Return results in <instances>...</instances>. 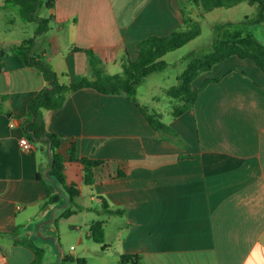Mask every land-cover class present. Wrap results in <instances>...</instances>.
Segmentation results:
<instances>
[{
    "label": "crops",
    "instance_id": "1",
    "mask_svg": "<svg viewBox=\"0 0 264 264\" xmlns=\"http://www.w3.org/2000/svg\"><path fill=\"white\" fill-rule=\"evenodd\" d=\"M13 6L0 0V231L35 241L49 238L54 228L52 207L41 209L46 193L39 179L50 169V146L40 141L26 152L19 140L26 137L27 104L46 82L15 52L32 37L1 32V24L8 32L30 30L12 15ZM39 15L52 18L50 29L35 38V53L62 84L78 76L94 79L85 50L106 73L110 67L122 71L137 59L138 42L183 29L187 20L183 0H53ZM205 73L194 88L216 81L200 90L192 109L167 122L157 112L172 134L154 130L138 101L139 107L125 94L92 88L43 113L47 131L62 140L66 184L80 189L70 217H101L105 239L108 218L120 220L111 243L104 241L105 249L98 244L99 254L110 248L119 259L139 256L141 264H264V73L237 57ZM72 144L78 158L106 162L95 169L92 185L84 182L83 166L70 161ZM72 170L79 182H69ZM119 171L125 176L117 177ZM103 199L117 212L104 211ZM85 236L79 238L84 256L96 248L90 241L97 244L89 230ZM34 258L31 249L0 239V264H32Z\"/></svg>",
    "mask_w": 264,
    "mask_h": 264
},
{
    "label": "trees",
    "instance_id": "2",
    "mask_svg": "<svg viewBox=\"0 0 264 264\" xmlns=\"http://www.w3.org/2000/svg\"><path fill=\"white\" fill-rule=\"evenodd\" d=\"M14 5L20 19L26 23H35V37L23 41L15 49L18 58L23 64L35 69L45 80V87L27 104L25 122V135L33 143L44 142L50 146V169L46 175L39 176L45 189V198L41 209L48 207L62 209L60 217L69 218L76 213L77 203L75 199L80 196L77 184H66L65 164L66 160L60 153L62 140L55 133L48 132L43 119L45 111L60 109L67 98L74 92L83 88H92L105 95L125 94L137 107V88L144 78L154 72L162 71L167 64L163 57L188 44L197 38L201 32V24L197 21L185 20L187 29L173 31L166 36H151L137 44L138 57L135 61L123 64L121 73L109 75L102 66L98 57L91 50H85L89 58V65L94 79L78 76L69 84H62L58 74L52 66L35 53V38L45 34L50 29L52 17H41L39 11L42 6L53 7V0H7ZM196 7L202 4L206 11L215 8H232L242 2L255 6L257 13L252 23L260 24L264 21V0H187ZM235 23L226 22L216 24L213 27L215 39L213 43L203 50V54L195 57V53L187 56V64L178 78V83L167 89V95L176 103L173 105L171 115L177 118L193 108L200 90L207 84L216 80H205L201 88H194L193 82L200 74L212 70V68L230 57L243 60H251L264 73V44L252 33L235 29ZM77 50V49H76ZM141 111L150 126L159 133L172 134L174 131L160 119L155 112L149 114L143 108ZM71 162L80 163L83 166L84 182L92 185L95 181V169L106 164L103 160L78 158L76 145L72 144L68 150ZM125 172L119 171L117 177H124ZM103 210L108 213H116L102 200ZM75 208V209H74ZM11 238L14 244L25 246L33 251L35 258L32 264H45L46 251L37 246L33 240L17 238V231L6 233L0 231V239ZM89 238L105 249L104 222L94 221L89 229ZM77 264H85L82 259H76ZM72 258L65 256L59 264H70ZM119 264H141L140 258L133 254H124L120 257Z\"/></svg>",
    "mask_w": 264,
    "mask_h": 264
},
{
    "label": "rangeland",
    "instance_id": "3",
    "mask_svg": "<svg viewBox=\"0 0 264 264\" xmlns=\"http://www.w3.org/2000/svg\"><path fill=\"white\" fill-rule=\"evenodd\" d=\"M183 6L186 11L187 19L197 21L201 24V34L180 49L167 53L163 57V60L167 64L166 68L144 78L137 88L136 99L141 107L149 114L160 112L165 122L169 121L171 117L169 112L176 103L173 99L168 97L166 93L167 89L178 83V78L187 64L188 54L193 52L195 53V57H199L203 54V50L213 43L215 39L213 27L216 24H221L230 20L236 24L234 27L235 29L254 34L262 44H264V22L261 24L252 23L257 13L255 6L242 2L234 8H215L211 11H206L202 7V4L196 7L187 0H183ZM13 9H15V11H12V15H17L19 17L17 9L14 6ZM6 27L7 26H4V24H1V32L3 35H8L11 38L35 37L36 24L33 22L29 23L28 27L30 30L27 33H22L19 28L14 30L11 29V31L8 32ZM187 28L188 25L185 24L183 29ZM120 72V68L110 67L107 74L112 75ZM204 74L206 73L200 74L196 79L194 82L195 86L200 84L201 77H203ZM72 167L75 169V167L78 166L73 165ZM71 176L69 182H79L80 179L78 176H75V170H72ZM92 206L95 208L98 207L99 204L93 202ZM61 211L62 209L59 208L53 209L50 214V219L56 230L55 238L51 235L53 233H51L49 234V238L34 241L37 246L43 247L46 251L45 264H57L61 254H63L64 257L68 256L72 258V263L70 264H77V256L86 258V264H119L120 259L115 254V250L107 248V250H103L101 254H99L95 250L101 251V246L91 241L89 243L96 248H90L88 253L84 256V245H81L79 238L83 235V240L86 241L87 238L85 233L89 230L92 222L101 217H98L94 213L87 214L84 212L77 213L69 218H62L60 217ZM118 221H120L118 218H108V223L106 225L107 235L105 239L107 244H110L113 239L114 226L117 225L116 223ZM38 236L42 238L44 235L42 233V235L39 234ZM71 246L75 251L70 249Z\"/></svg>",
    "mask_w": 264,
    "mask_h": 264
},
{
    "label": "built area",
    "instance_id": "4",
    "mask_svg": "<svg viewBox=\"0 0 264 264\" xmlns=\"http://www.w3.org/2000/svg\"><path fill=\"white\" fill-rule=\"evenodd\" d=\"M19 145L22 150L26 152L32 151L34 149V144L27 137H21L19 140ZM71 249H73V247Z\"/></svg>",
    "mask_w": 264,
    "mask_h": 264
},
{
    "label": "water",
    "instance_id": "5",
    "mask_svg": "<svg viewBox=\"0 0 264 264\" xmlns=\"http://www.w3.org/2000/svg\"><path fill=\"white\" fill-rule=\"evenodd\" d=\"M51 233H53V234H51V235L55 238V235H56V230H55V228H53V230H52ZM50 237H51V236H50ZM63 258H64V256H63V254H61L60 257H59V261L57 262V264H59L60 261H61Z\"/></svg>",
    "mask_w": 264,
    "mask_h": 264
}]
</instances>
